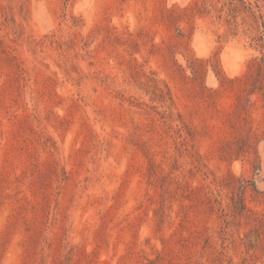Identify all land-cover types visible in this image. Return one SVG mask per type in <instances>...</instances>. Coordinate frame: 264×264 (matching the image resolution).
<instances>
[{"label":"rangeland","instance_id":"1","mask_svg":"<svg viewBox=\"0 0 264 264\" xmlns=\"http://www.w3.org/2000/svg\"><path fill=\"white\" fill-rule=\"evenodd\" d=\"M0 264H264V0H0Z\"/></svg>","mask_w":264,"mask_h":264}]
</instances>
